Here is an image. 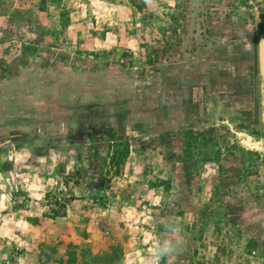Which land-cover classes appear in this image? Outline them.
Instances as JSON below:
<instances>
[{"label": "rangeland", "instance_id": "obj_1", "mask_svg": "<svg viewBox=\"0 0 264 264\" xmlns=\"http://www.w3.org/2000/svg\"><path fill=\"white\" fill-rule=\"evenodd\" d=\"M151 28L196 58L250 48L258 82L264 0H0V264H264L258 126L216 110L153 141L102 131L97 93L70 112V75L132 67L106 39Z\"/></svg>", "mask_w": 264, "mask_h": 264}, {"label": "crops", "instance_id": "obj_2", "mask_svg": "<svg viewBox=\"0 0 264 264\" xmlns=\"http://www.w3.org/2000/svg\"><path fill=\"white\" fill-rule=\"evenodd\" d=\"M166 33L169 32L151 28L148 37L153 39L146 46L139 43L140 39L129 42L136 47L134 50L115 36L107 37V48L119 45L122 50L131 51L135 64L123 68L114 53L110 57L113 60L106 61L95 75L88 69L70 75V112L82 110L84 117L92 105L78 107V101L83 103L97 93L102 131L153 141L156 135L171 132L179 124L199 129L216 110L236 127L255 118L251 81L245 71L247 60L252 57L250 48L241 45L237 54L230 52L219 57L210 52L208 57L196 58L183 52L177 32H171V39ZM139 48L149 49L151 56L146 59L136 54ZM142 60L147 62L143 64ZM148 131L153 133L148 136Z\"/></svg>", "mask_w": 264, "mask_h": 264}, {"label": "flooded vegetation", "instance_id": "obj_3", "mask_svg": "<svg viewBox=\"0 0 264 264\" xmlns=\"http://www.w3.org/2000/svg\"><path fill=\"white\" fill-rule=\"evenodd\" d=\"M237 62V61H236ZM235 62V63H236ZM235 71L237 67H234ZM246 76L248 79H250V89H251V95L253 96V109L255 113V118L253 120H250L249 123L252 124V126H258L260 129V133L263 136L262 129H261V106H260V89H259V79L258 82L256 78H254L256 74V57L255 54L253 58H250L247 60V66H246ZM264 137V136H263Z\"/></svg>", "mask_w": 264, "mask_h": 264}, {"label": "water", "instance_id": "obj_4", "mask_svg": "<svg viewBox=\"0 0 264 264\" xmlns=\"http://www.w3.org/2000/svg\"><path fill=\"white\" fill-rule=\"evenodd\" d=\"M257 59L261 106V129L264 136V33H261L257 39Z\"/></svg>", "mask_w": 264, "mask_h": 264}]
</instances>
